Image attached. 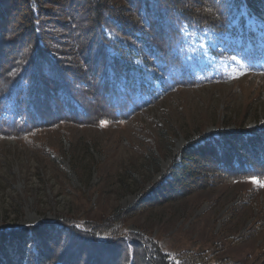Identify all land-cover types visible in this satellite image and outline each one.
Here are the masks:
<instances>
[{
    "label": "rangeland",
    "instance_id": "rangeland-1",
    "mask_svg": "<svg viewBox=\"0 0 264 264\" xmlns=\"http://www.w3.org/2000/svg\"><path fill=\"white\" fill-rule=\"evenodd\" d=\"M107 37L135 53L130 63L149 90L136 94L142 109L121 122L0 137V231L65 219L103 224L171 180L190 143L264 130V23L243 8L227 31L185 27L170 65L144 58L124 36ZM199 170L188 191L125 218L122 229L173 259L192 252L210 264H264L263 181L218 182Z\"/></svg>",
    "mask_w": 264,
    "mask_h": 264
},
{
    "label": "trees",
    "instance_id": "trees-1",
    "mask_svg": "<svg viewBox=\"0 0 264 264\" xmlns=\"http://www.w3.org/2000/svg\"><path fill=\"white\" fill-rule=\"evenodd\" d=\"M35 1L54 10L36 8ZM117 1L122 6L114 0H0V137H26L61 123L121 122L141 110L136 94L149 90L130 63L135 53L123 51L108 32L124 36L144 58L170 65L185 27L227 31L241 8L264 23V0ZM207 138L190 143L172 179L118 218L1 230L0 264H210L205 254L192 252L173 259L121 227L138 211L188 191L199 169L218 182H264V130Z\"/></svg>",
    "mask_w": 264,
    "mask_h": 264
},
{
    "label": "snow or ice",
    "instance_id": "snow-or-ice-1",
    "mask_svg": "<svg viewBox=\"0 0 264 264\" xmlns=\"http://www.w3.org/2000/svg\"><path fill=\"white\" fill-rule=\"evenodd\" d=\"M256 180H253V183H256ZM261 186H264V182H261Z\"/></svg>",
    "mask_w": 264,
    "mask_h": 264
}]
</instances>
